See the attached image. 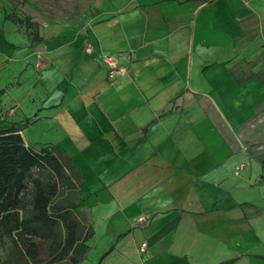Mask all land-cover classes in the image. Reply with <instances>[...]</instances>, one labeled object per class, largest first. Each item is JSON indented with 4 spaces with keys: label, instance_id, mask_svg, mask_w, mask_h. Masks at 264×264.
Returning <instances> with one entry per match:
<instances>
[{
    "label": "crops",
    "instance_id": "obj_1",
    "mask_svg": "<svg viewBox=\"0 0 264 264\" xmlns=\"http://www.w3.org/2000/svg\"><path fill=\"white\" fill-rule=\"evenodd\" d=\"M86 6L0 22V123L69 159L77 264H264V0Z\"/></svg>",
    "mask_w": 264,
    "mask_h": 264
},
{
    "label": "trees",
    "instance_id": "obj_2",
    "mask_svg": "<svg viewBox=\"0 0 264 264\" xmlns=\"http://www.w3.org/2000/svg\"><path fill=\"white\" fill-rule=\"evenodd\" d=\"M7 19L27 30L31 26L28 18ZM76 188L69 159L58 149L35 151L18 127L0 123V237L8 236L17 250L0 264H40L42 249L48 253L45 264L60 263L71 253V264H77L74 249L88 237L75 205L64 199Z\"/></svg>",
    "mask_w": 264,
    "mask_h": 264
},
{
    "label": "rangeland",
    "instance_id": "obj_3",
    "mask_svg": "<svg viewBox=\"0 0 264 264\" xmlns=\"http://www.w3.org/2000/svg\"><path fill=\"white\" fill-rule=\"evenodd\" d=\"M88 1L89 0H0V22L7 20L9 16L25 19L27 15L31 14L45 19H66L71 17L76 20L83 14L84 9L87 8L86 5ZM67 200V202H71L70 199ZM16 251L14 243L8 236L0 237L1 263L12 258V254L16 253ZM40 259L42 261L40 264H45L47 262V251L41 250ZM22 264L28 263L22 260Z\"/></svg>",
    "mask_w": 264,
    "mask_h": 264
},
{
    "label": "built area",
    "instance_id": "obj_4",
    "mask_svg": "<svg viewBox=\"0 0 264 264\" xmlns=\"http://www.w3.org/2000/svg\"><path fill=\"white\" fill-rule=\"evenodd\" d=\"M86 52L91 54L92 53V47L91 46H87L86 47ZM102 62L105 65V67L107 68L108 71V75L110 79H118L121 77H124L128 74L129 69L127 66L125 65H121L120 63V58L114 54H105L102 56ZM138 224L141 225H145L148 223L147 218L146 217H140L137 220ZM148 250V246L147 243H143L140 246V252L142 254H146Z\"/></svg>",
    "mask_w": 264,
    "mask_h": 264
}]
</instances>
